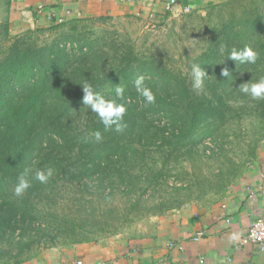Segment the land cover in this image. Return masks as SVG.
Instances as JSON below:
<instances>
[{
	"label": "trees",
	"instance_id": "trees-1",
	"mask_svg": "<svg viewBox=\"0 0 264 264\" xmlns=\"http://www.w3.org/2000/svg\"><path fill=\"white\" fill-rule=\"evenodd\" d=\"M237 4L238 11L218 13L205 50L191 59L190 66L199 64L207 74L203 87L194 89L192 75L118 46L110 57L102 42L71 26L61 38L42 43L32 34L47 28L12 38V0H0V44L6 43L0 57V264L22 263L53 246L97 241L145 215L190 202L177 182L170 185L173 171L206 151L209 140L219 146L234 120L245 125L252 119L264 136V100L238 88L264 76V0ZM245 46L258 52L255 65L225 57ZM223 68L230 77L221 75ZM141 75L155 94L152 104L135 90ZM84 81L109 99L117 85L124 88L123 132L105 130L83 105ZM95 131L102 134L99 142ZM253 142L220 189L226 191L256 158L258 138ZM47 168L53 176L46 183L35 180V172ZM26 169L31 187L18 197L14 187Z\"/></svg>",
	"mask_w": 264,
	"mask_h": 264
},
{
	"label": "crops",
	"instance_id": "crops-1",
	"mask_svg": "<svg viewBox=\"0 0 264 264\" xmlns=\"http://www.w3.org/2000/svg\"><path fill=\"white\" fill-rule=\"evenodd\" d=\"M221 1L12 0L10 32L14 35L56 25L60 17L64 22L101 16L115 20L203 10ZM262 215L264 139L256 158L215 201L188 202L146 217L128 231L97 241L46 248L19 264H264V253L246 240L251 223ZM200 232L202 236L195 239Z\"/></svg>",
	"mask_w": 264,
	"mask_h": 264
},
{
	"label": "rangeland",
	"instance_id": "rangeland-1",
	"mask_svg": "<svg viewBox=\"0 0 264 264\" xmlns=\"http://www.w3.org/2000/svg\"><path fill=\"white\" fill-rule=\"evenodd\" d=\"M248 1L224 0L203 10H174L166 14L124 17L105 22L79 19L67 22L63 28L44 27L47 28L46 31H37L32 37L39 43L51 41L56 37L61 38L62 33L70 30L71 26L83 37L102 42L101 46L106 52L109 51L110 57L114 54V47L118 46L125 52L132 50L140 58L153 56L158 63L166 65L174 72L191 75V59L205 50L210 37L209 30L215 20H218V13L222 12L226 16L229 11L239 10L240 4L237 3L244 6ZM27 30L11 36L16 38ZM113 43L116 44L112 46ZM5 45L6 43L0 44V57ZM252 121L248 119L245 125L239 121H232L224 133L222 143L214 147V142L209 140L206 151L186 163L185 168L179 167L173 171L170 185L173 186L177 182L182 189L180 190L182 196L191 198L190 202L208 204L223 196L225 190L220 189V185L233 164L241 162V158L249 150V146L254 144L253 140L256 138L259 140V148L262 145L264 136H261L262 133L256 129ZM149 216L152 215H145L116 234L132 229L140 220Z\"/></svg>",
	"mask_w": 264,
	"mask_h": 264
},
{
	"label": "clouds",
	"instance_id": "clouds-1",
	"mask_svg": "<svg viewBox=\"0 0 264 264\" xmlns=\"http://www.w3.org/2000/svg\"><path fill=\"white\" fill-rule=\"evenodd\" d=\"M221 52H224L223 48H221ZM225 57L236 61L240 65H255L259 59V54L252 47L245 46L243 49H231L227 52ZM191 75L193 79V88L201 89L203 87L204 78L207 75L205 70L201 65L193 64ZM221 75L230 77V72L227 68H223ZM80 85L85 93L82 99L83 105L87 106L88 109L90 108L91 112L98 116L104 129L109 130L114 127L115 131L123 132L127 127L126 123H124V116L127 111L126 105L123 102L124 88L117 85L115 88V96L109 99L95 91L93 85L88 81H84L83 83H80ZM134 86L136 92L145 99L146 103L152 104L155 102V94L151 88L144 84V77L142 75L135 79ZM238 88L241 93L251 97L253 100H264V76L259 77L255 81H251L250 79L247 82H243ZM91 135L97 142L102 139L100 131H95ZM53 174L54 170L52 168L37 170L34 178L40 183H46ZM31 183L32 181L29 179V172L26 169L17 177L14 194L18 197L22 196L31 187Z\"/></svg>",
	"mask_w": 264,
	"mask_h": 264
},
{
	"label": "built area",
	"instance_id": "built-area-1",
	"mask_svg": "<svg viewBox=\"0 0 264 264\" xmlns=\"http://www.w3.org/2000/svg\"><path fill=\"white\" fill-rule=\"evenodd\" d=\"M176 0H172V3H175ZM41 9V8H39ZM41 11V10H39ZM64 19L61 17L58 19V23H63ZM202 236L200 232L195 236V239H199ZM246 240L256 244L259 249L264 253V215L257 217L250 225ZM173 244V243H171Z\"/></svg>",
	"mask_w": 264,
	"mask_h": 264
}]
</instances>
